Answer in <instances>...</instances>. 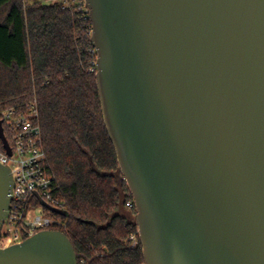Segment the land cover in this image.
<instances>
[{
    "label": "water",
    "instance_id": "water-1",
    "mask_svg": "<svg viewBox=\"0 0 264 264\" xmlns=\"http://www.w3.org/2000/svg\"><path fill=\"white\" fill-rule=\"evenodd\" d=\"M85 4L146 264H264V0ZM0 139L12 155L2 121ZM12 185L0 163V237ZM0 264L79 263L42 230L0 242Z\"/></svg>",
    "mask_w": 264,
    "mask_h": 264
},
{
    "label": "trees",
    "instance_id": "trees-1",
    "mask_svg": "<svg viewBox=\"0 0 264 264\" xmlns=\"http://www.w3.org/2000/svg\"><path fill=\"white\" fill-rule=\"evenodd\" d=\"M92 30L83 0H0V122L37 102L46 165L67 211H52L63 225L51 230L68 236L79 264H146L102 113Z\"/></svg>",
    "mask_w": 264,
    "mask_h": 264
},
{
    "label": "built area",
    "instance_id": "built-area-1",
    "mask_svg": "<svg viewBox=\"0 0 264 264\" xmlns=\"http://www.w3.org/2000/svg\"><path fill=\"white\" fill-rule=\"evenodd\" d=\"M51 1L68 4L71 0ZM2 122L12 149V155H9L4 147L0 148V163L9 166L13 176L11 202L1 232V245L7 247L22 243L26 237L42 230L61 227L63 223L43 204L62 209L55 194L53 176L46 165L37 102H31L21 110L8 109L3 113ZM128 206L132 204L128 203ZM36 210L37 215L31 219V213ZM132 240L135 246L137 238L132 236Z\"/></svg>",
    "mask_w": 264,
    "mask_h": 264
},
{
    "label": "rangeland",
    "instance_id": "rangeland-1",
    "mask_svg": "<svg viewBox=\"0 0 264 264\" xmlns=\"http://www.w3.org/2000/svg\"><path fill=\"white\" fill-rule=\"evenodd\" d=\"M38 211H34L31 213L30 218L33 219L37 215Z\"/></svg>",
    "mask_w": 264,
    "mask_h": 264
}]
</instances>
